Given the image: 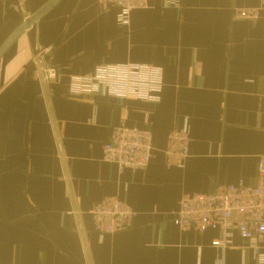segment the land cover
Instances as JSON below:
<instances>
[{
	"label": "crops",
	"instance_id": "obj_1",
	"mask_svg": "<svg viewBox=\"0 0 264 264\" xmlns=\"http://www.w3.org/2000/svg\"><path fill=\"white\" fill-rule=\"evenodd\" d=\"M49 1L0 0V49ZM148 3L122 26L117 6L60 0L0 57V264H261L239 233L221 247L218 228L182 230L175 214L186 193L258 182L264 14L238 20L234 10L264 0ZM47 47L59 74L50 100L33 61ZM128 64L161 70L157 100L76 91L98 68ZM120 125L152 132L147 169L103 160ZM184 127L190 156L168 168L169 135ZM108 195L135 215L129 228L100 234L91 211Z\"/></svg>",
	"mask_w": 264,
	"mask_h": 264
},
{
	"label": "built area",
	"instance_id": "obj_2",
	"mask_svg": "<svg viewBox=\"0 0 264 264\" xmlns=\"http://www.w3.org/2000/svg\"><path fill=\"white\" fill-rule=\"evenodd\" d=\"M148 1L98 0L104 9L110 6L120 8L118 23L122 26L130 24L132 11L148 7ZM165 3L180 7L182 0H165ZM263 14L264 5L236 7L234 10V18L238 20H259ZM50 50V47L41 49L33 59L41 65L47 87L59 75L58 70L47 62L46 55ZM161 75L160 69L144 65L102 67L94 76L81 78L76 91H96L107 87L116 95L157 100L156 93L162 85ZM189 149L188 128L172 131L165 150L166 166H183L190 156ZM153 157V134L148 129L127 125L114 127L104 145L103 160L116 163L121 171L126 168L145 170ZM91 213L95 230L100 234H114L129 228L135 215L132 207L115 195L98 201ZM175 222L182 230L204 232L210 227L218 228L222 238L217 245L221 247L231 245L235 233H239L248 241L257 261L264 263V154L259 157L257 184L248 185L240 181L218 185L210 193H186L180 199Z\"/></svg>",
	"mask_w": 264,
	"mask_h": 264
},
{
	"label": "water",
	"instance_id": "obj_3",
	"mask_svg": "<svg viewBox=\"0 0 264 264\" xmlns=\"http://www.w3.org/2000/svg\"><path fill=\"white\" fill-rule=\"evenodd\" d=\"M60 0H50L47 4H45L37 13L33 16L28 17L25 22L19 27V29L6 41V43L0 49V57L3 53L11 46L13 42L17 40V38L29 27H31L34 23H36L47 11H49L54 5H56ZM39 69L41 72L42 82L44 84L45 94L47 98L50 100L49 90L46 85V82L43 77L42 67L39 65Z\"/></svg>",
	"mask_w": 264,
	"mask_h": 264
}]
</instances>
